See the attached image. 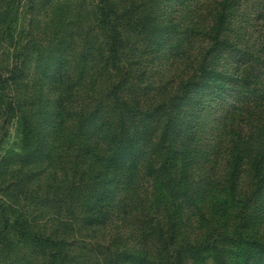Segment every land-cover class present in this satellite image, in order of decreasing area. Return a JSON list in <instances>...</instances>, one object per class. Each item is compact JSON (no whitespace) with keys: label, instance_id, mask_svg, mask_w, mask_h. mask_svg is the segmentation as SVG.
I'll return each instance as SVG.
<instances>
[{"label":"trees","instance_id":"obj_1","mask_svg":"<svg viewBox=\"0 0 264 264\" xmlns=\"http://www.w3.org/2000/svg\"><path fill=\"white\" fill-rule=\"evenodd\" d=\"M164 1L95 0L97 37L94 28L85 32L83 47L73 46V59L63 40L50 49L55 70L48 74L53 90L48 101L43 90L30 91L27 60L34 37L30 24L21 28L22 13L26 7L35 18L39 7H50L60 37L71 23L72 4L0 0V264H22L16 256L22 250L41 255L44 264H75L72 243L59 229L75 228L79 207L87 222L81 227L104 224L113 201L120 213L142 208L146 243L121 251L97 244L103 264H264V54L250 42L245 25L233 24L244 0H210L196 7L195 0H177L182 19L158 12L157 3ZM256 5L264 21V0ZM204 36L205 53L194 63L184 57L181 80L172 84L163 72L161 82L145 84L154 80L147 62L153 64L158 55L161 63L174 38L180 46ZM199 93L208 94L207 102L196 98ZM197 105L204 108L203 119ZM64 118L72 123L71 133ZM13 120L21 152L33 168L38 154L50 150L43 132H57L56 141L66 132L64 144H78L67 185L39 187L45 197L22 188L33 174L8 180L1 164L16 152L5 146ZM212 129L218 132L216 144L201 134ZM219 158L226 159L227 172L216 177ZM86 164L90 175L83 171ZM246 173L251 181L244 189ZM140 179L150 188L145 200L138 192ZM38 198L59 213L69 206L72 217L56 220V232L35 228L38 220L25 203Z\"/></svg>","mask_w":264,"mask_h":264},{"label":"rangeland","instance_id":"obj_2","mask_svg":"<svg viewBox=\"0 0 264 264\" xmlns=\"http://www.w3.org/2000/svg\"><path fill=\"white\" fill-rule=\"evenodd\" d=\"M66 1L72 4V7L69 11L72 19L66 31L60 33L62 34L60 37H58L56 33L60 32L62 28L58 27L59 22L57 21V18H51L50 7H39L35 12V18L27 13L26 7H24L22 13L21 28L23 29L26 25L30 24L34 37L30 45L31 51L27 60V63L29 64L27 69L29 72L27 79L31 87L30 91L35 92V95H38V92L43 90L48 101L49 98H53V90L50 87L51 81L48 78V74H52L55 70V63L50 54L51 47H58V44L61 40L65 41L66 51L69 55V59H73L75 56H77V51L73 46L75 45L77 49L82 48L84 44L82 41H84L85 32L92 30V28L96 26L94 11L95 0H64V2ZM142 1L143 0H136L138 3ZM206 2H210V0H195L193 7H196L197 5L201 6ZM256 2L257 0L242 1L238 6L236 18L233 20V24L240 27L245 25L249 31L248 36L251 38L250 42L254 45L258 52L264 54V21L259 20V16H261L259 15V12L262 11V7L256 5ZM157 6L158 12H170L173 18H185V14L181 11L183 6L177 0H165L163 5L157 3ZM202 7L206 8L207 5ZM242 18L244 20H246V18L250 19L251 22L248 24H246V22H241L242 20L240 19ZM94 30L97 37L99 34L98 30L95 28ZM203 35L205 34L203 33ZM96 37L94 38V36H92V41H97ZM175 42L176 38L173 39L171 49L167 50L166 57L161 63L160 60H157L158 55L155 56L153 64L147 62L148 68L153 70L152 74H150V78L154 80H145V84L147 82H152L154 84L161 82L162 80L159 79L164 77L163 72L169 75L171 83L175 84L183 77L182 71L186 66L184 57L186 55H190L189 58H191L194 63L198 57H201L202 54L205 53L207 48L205 36L202 40L193 41V43L190 45L188 44L187 40L186 44H184V42H180V46L175 45ZM96 45L99 46L100 42L97 41ZM139 48L141 50L145 49L143 42L139 43ZM161 54V56H163L164 53ZM188 63L189 61H187V64ZM145 67L146 63L142 65V68ZM47 69L49 72L45 74V70ZM42 86L49 88H44ZM91 95L95 96L93 92H91ZM191 97L194 96L191 95ZM208 97V94L206 96L200 93L196 95V98H202V102H207ZM37 102L40 103V101ZM41 103L47 107L46 110L50 109L51 104L48 102ZM71 105L72 102H68L66 104L67 107L70 106L72 109ZM74 105L78 106V103L75 102ZM195 109L197 110V113L200 115L201 119H203L204 108L202 105H197ZM218 122V120L214 121L215 124ZM65 123L69 129L68 133H71L70 130L72 129V123L68 121H65ZM239 128L240 127L236 125L237 133ZM7 129L9 132L5 146L7 149L13 151L16 150L15 153H12L10 156L5 158L1 164L4 166L3 168L7 173L8 180L12 179L21 181L27 179L29 175L33 174L30 179L22 183V188L30 192H36L39 190L42 196H45L42 194V192L46 189L47 185L51 183L61 184L64 186L67 185L66 181L68 182L71 176H73V170L70 169V167H72V162L75 160V157L78 154V144L73 145L72 143H67L65 145L64 135L66 132L61 133L63 137L60 141H56L53 138V136H56L57 132H43L49 136L45 148L50 150L49 152L43 151L42 153L38 154L39 165L33 168L31 163L32 160L29 161V159L25 157V154L21 152V136L17 126V121L13 120L9 122V124H7ZM243 131H246V127L243 128ZM240 133L242 136V134L245 132ZM201 134L206 143H210L209 141H212L216 144L218 132H214L212 129L211 132H202ZM225 143L226 138L223 137V142L220 147L225 148ZM228 146L230 147V145ZM2 155H4V153H2ZM219 159V162H216L217 164H215L214 174L216 177L225 175V168H227L225 164L227 163L226 159ZM31 168H33L32 172L29 171ZM83 171H87V175H90L88 164L83 166ZM203 175L206 176V173ZM244 176L245 178L241 179V182L244 189H246L247 185H249V182L251 181V174L246 173ZM39 187L44 188V190L41 191ZM138 188L140 199L145 200L148 197V192L150 191L148 182H146L145 179H140ZM43 200V198H38L36 200L31 199L32 203L27 202L25 204H27L29 208V213H32V217H36L38 220V227L35 225V228H39L44 232H56V220L66 215L72 217L69 206L63 205L61 213H59L57 207H54L53 204L49 203L48 201L44 202ZM116 204L117 202L113 201V206L108 211L104 224H100V226L86 225L81 227L82 221H84L86 224L87 222L83 220L84 210L82 211V207H79L73 213L76 217L75 228H68L67 232L63 231V228L59 229L61 232H58L57 234L59 236H63L64 232L65 236H67V238L72 243V254L75 256V264H103V258L96 253V249L98 248L97 244L113 245L114 248H117L119 251H121L132 248L138 250L141 249L146 243V240L143 238V234H145L147 231L144 228L146 219L144 214L141 213L142 208L139 210L134 209L133 211H129L127 213H120L116 207ZM16 256L22 259V264H44L45 262V259L41 255L33 254L27 250H22ZM15 259L19 258H13L14 261ZM208 264L213 263L210 261Z\"/></svg>","mask_w":264,"mask_h":264}]
</instances>
